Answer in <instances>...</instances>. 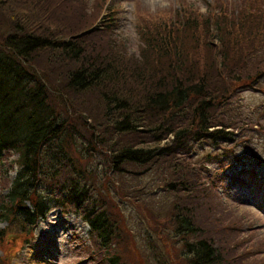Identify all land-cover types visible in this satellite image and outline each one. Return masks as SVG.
Segmentation results:
<instances>
[{
    "label": "rangeland",
    "instance_id": "1",
    "mask_svg": "<svg viewBox=\"0 0 264 264\" xmlns=\"http://www.w3.org/2000/svg\"><path fill=\"white\" fill-rule=\"evenodd\" d=\"M4 3V7L0 6V41L15 34L17 25L13 19L18 16L22 22L24 11L32 9L31 4H40L33 21L63 31L68 38L80 36L88 53L97 47L112 46L122 53L124 62L128 59L146 66L153 64L159 78L167 77L170 66L186 63L213 80L216 88H212V96L226 91L225 99H215L218 105L213 120L230 126L232 140H194L186 155L174 156L168 163L133 164L128 167L130 173L114 174V169H109L119 147L124 143H146L139 133L117 130L114 124L121 114H107L98 90L76 92L68 87L69 72L74 66H59L48 54L40 53L32 64L26 63L28 73L35 72L46 81L56 112L71 117L67 129L71 132L79 127L81 133L66 136L60 147L49 145L45 152L50 153L52 161L46 153L41 154L42 176L37 189L52 202L31 234L25 233L31 223L21 226L0 221V229H5L0 238V264H111L106 259L110 253L119 255L118 264H186L180 239L173 236L170 227L175 203L197 218L201 224L197 236L212 238L226 264H264V165L260 164V158H264V76L252 82L258 70L264 72V31L249 33L255 28L244 24L242 18L249 10L261 14L264 0ZM50 5L56 10L53 17L46 15ZM186 14L195 21L184 24ZM215 15L220 20L224 17L232 28L231 36L223 43L216 40L214 22L209 20ZM169 34H173L171 44L161 46L160 53L159 43L145 41L148 37L167 38ZM206 37L213 44L207 45ZM220 43L229 50L228 59L222 57ZM152 55L154 58L148 59ZM30 84H39V80ZM146 118H152L151 123L157 121L153 114ZM18 159L15 150L0 159V199L4 201L22 169ZM165 181H177L179 189L164 188ZM81 193L85 195L80 197ZM92 207L110 214L116 223V237L125 234V239L117 237L111 248H105L83 220ZM141 224L158 243L151 245L143 240L148 234ZM25 235V239L21 238ZM53 244L61 257L53 263L41 261L38 255L46 252L48 245L49 251L55 248ZM151 249L156 250V255Z\"/></svg>",
    "mask_w": 264,
    "mask_h": 264
},
{
    "label": "trees",
    "instance_id": "2",
    "mask_svg": "<svg viewBox=\"0 0 264 264\" xmlns=\"http://www.w3.org/2000/svg\"><path fill=\"white\" fill-rule=\"evenodd\" d=\"M5 5L4 0H0V6ZM37 5L38 7H33L31 4L32 9L29 7L24 11L22 22L18 16L13 19L17 25L15 34L0 41V156L4 151L16 150L20 154L19 163L22 167L10 186L6 201L0 199V221L15 218L19 214L23 217V220L19 219L21 226L31 223V228L25 230V233H32V223L44 215L50 202V198L37 189L42 176L40 166L43 163L40 164L39 158L42 153H46L49 145L57 144L60 147L63 145V138L75 136L80 130L79 127L77 131L71 129V132L67 129L70 115L56 112L49 100L46 81L35 72L28 73L26 63L32 64L40 53L48 54L59 66L63 63L70 64L72 68L74 66L69 72L68 87L76 92L98 90L107 114H121L122 118L116 119L114 124L117 130L122 133H139L142 142L146 143L138 146L124 143L119 147L112 159L114 174H121L124 164L146 165L159 161L168 163L174 156L186 155L194 140H232L229 135L231 131L228 130L230 126L213 120V113L218 105L215 99L226 98V91H218V95L212 96V88H216L213 80H208L204 74L200 75L186 63H182L181 67L170 66L167 77L159 78L153 64L146 66L139 62L132 63L128 59L124 62L122 53L109 45L97 47L88 53L80 36L68 38L63 31L34 22V13L40 12V4ZM49 8L45 9L46 15L53 17L55 7L50 5ZM259 11L262 15L249 10L242 16L246 21L244 24L251 29L255 28L249 33L264 31V9ZM215 16L216 18L208 19L217 26L216 40L219 38L223 43L224 39L231 36L232 28L225 23L224 17L220 20L219 16ZM193 21L195 19L191 20L186 14L184 24ZM171 37L173 34H169L167 38L148 37L145 41L159 43L160 53L161 46H170ZM206 38L207 45L213 44L210 38ZM225 46L221 44L219 50ZM221 52L222 57L228 59L229 50L223 48ZM153 58V55L148 57ZM263 76L264 72L258 70L252 82H259ZM32 80H39V84L32 86ZM152 114L157 119L155 123H151L152 118H146ZM66 115L68 119L64 117ZM170 134L172 138L161 145L162 140ZM48 154L50 153H46L47 158L52 161V156ZM55 160L56 163L57 157ZM167 181L164 182V188L172 191L179 189L177 181ZM83 195L85 193H81L80 197ZM80 197L75 198L79 200ZM134 201L140 206L136 199ZM170 214L171 231L175 238L180 239L186 264H226L212 238L197 236L201 233V224L196 217L176 203ZM83 218L89 223L91 234L100 239L105 248H111L117 237L125 235L116 237V223L104 211L92 207ZM143 228L148 234L143 240L155 245L157 241L149 235L153 233L144 226ZM153 230L158 234V230ZM4 232L5 229H0L1 239ZM25 237L26 235L21 238ZM120 239L124 240L125 236ZM151 250L156 255V250ZM118 257L116 253L106 255L111 264L120 263Z\"/></svg>",
    "mask_w": 264,
    "mask_h": 264
}]
</instances>
